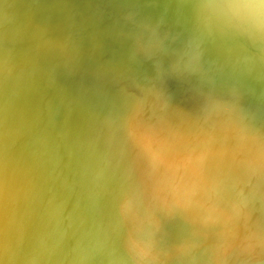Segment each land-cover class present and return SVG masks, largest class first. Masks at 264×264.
I'll return each mask as SVG.
<instances>
[{
	"label": "water",
	"instance_id": "95a60500",
	"mask_svg": "<svg viewBox=\"0 0 264 264\" xmlns=\"http://www.w3.org/2000/svg\"><path fill=\"white\" fill-rule=\"evenodd\" d=\"M254 0H0V264H264Z\"/></svg>",
	"mask_w": 264,
	"mask_h": 264
},
{
	"label": "clouds",
	"instance_id": "9594fccd",
	"mask_svg": "<svg viewBox=\"0 0 264 264\" xmlns=\"http://www.w3.org/2000/svg\"><path fill=\"white\" fill-rule=\"evenodd\" d=\"M248 7L252 8L262 21H264V0H254Z\"/></svg>",
	"mask_w": 264,
	"mask_h": 264
}]
</instances>
